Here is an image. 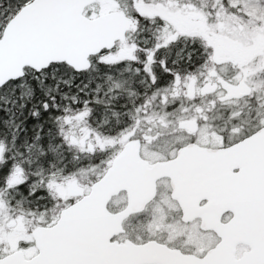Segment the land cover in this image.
<instances>
[{
    "label": "snow or ice",
    "instance_id": "1",
    "mask_svg": "<svg viewBox=\"0 0 264 264\" xmlns=\"http://www.w3.org/2000/svg\"><path fill=\"white\" fill-rule=\"evenodd\" d=\"M0 264H264V0H0Z\"/></svg>",
    "mask_w": 264,
    "mask_h": 264
}]
</instances>
